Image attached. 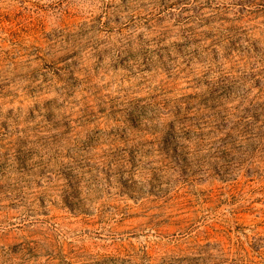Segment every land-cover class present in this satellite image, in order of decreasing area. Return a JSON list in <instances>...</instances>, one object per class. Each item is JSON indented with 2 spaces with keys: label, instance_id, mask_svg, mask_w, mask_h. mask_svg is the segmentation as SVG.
<instances>
[{
  "label": "rangeland",
  "instance_id": "1",
  "mask_svg": "<svg viewBox=\"0 0 264 264\" xmlns=\"http://www.w3.org/2000/svg\"><path fill=\"white\" fill-rule=\"evenodd\" d=\"M264 264V0H0V264Z\"/></svg>",
  "mask_w": 264,
  "mask_h": 264
},
{
  "label": "trees",
  "instance_id": "2",
  "mask_svg": "<svg viewBox=\"0 0 264 264\" xmlns=\"http://www.w3.org/2000/svg\"><path fill=\"white\" fill-rule=\"evenodd\" d=\"M177 264H180V261H177Z\"/></svg>",
  "mask_w": 264,
  "mask_h": 264
}]
</instances>
